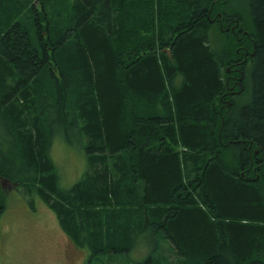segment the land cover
Masks as SVG:
<instances>
[{"label": "trees", "instance_id": "16d2710c", "mask_svg": "<svg viewBox=\"0 0 264 264\" xmlns=\"http://www.w3.org/2000/svg\"><path fill=\"white\" fill-rule=\"evenodd\" d=\"M52 1L0 0V216L6 181L87 264H264V0Z\"/></svg>", "mask_w": 264, "mask_h": 264}, {"label": "rangeland", "instance_id": "374dc122", "mask_svg": "<svg viewBox=\"0 0 264 264\" xmlns=\"http://www.w3.org/2000/svg\"><path fill=\"white\" fill-rule=\"evenodd\" d=\"M11 15L12 13L9 14ZM50 149L52 159L59 169V176L66 184L64 186H70L80 174L81 157L75 153L74 149L59 140H55ZM1 185L7 198L5 210L0 216V264L88 263V250L70 245L51 209L38 201L37 197L33 199V202L27 201L9 183L2 182ZM32 207H34L33 210L30 209ZM162 249L160 254L163 252L168 255L170 252L165 246ZM144 257L143 253L140 260H134L131 263L125 259L122 260L121 257H116L117 260L102 257L100 262L93 264H139ZM107 261L112 262L107 263ZM165 262L167 261H159L156 264Z\"/></svg>", "mask_w": 264, "mask_h": 264}, {"label": "bare ground", "instance_id": "6f19581e", "mask_svg": "<svg viewBox=\"0 0 264 264\" xmlns=\"http://www.w3.org/2000/svg\"><path fill=\"white\" fill-rule=\"evenodd\" d=\"M47 2H53L52 0H46ZM33 6H35V7H37V5H36V1H33ZM221 10H224V7L223 6H221ZM50 11V9L48 8V12ZM217 14H220L221 15V12L220 11H218L217 13H216V16H217ZM47 16H48V13H46V11L43 13V15H42V17H41V19H40V22H45L46 21V18H47ZM222 16V15H221ZM252 46H254V43L253 44H246L245 46H243L242 47V55H241V57H243V60H244V63H245V69H246V71H247V68H246V64H248V63H250V60H251V50H252ZM168 55V54H167ZM168 57L170 58V56L168 55ZM246 78L248 79V80H250V76H249V73H247L246 74ZM252 80V79H251ZM175 145H171V148L172 149H175ZM56 166V165H55ZM54 171L59 175L60 174V172H59V169H58V167L56 166V169L54 168Z\"/></svg>", "mask_w": 264, "mask_h": 264}, {"label": "flooded vegetation", "instance_id": "af4514ba", "mask_svg": "<svg viewBox=\"0 0 264 264\" xmlns=\"http://www.w3.org/2000/svg\"><path fill=\"white\" fill-rule=\"evenodd\" d=\"M221 17H222V16H221L220 14H217V19H218V23H219V25H221V24H220V22H221V20H222ZM227 26H229V24H228Z\"/></svg>", "mask_w": 264, "mask_h": 264}, {"label": "water", "instance_id": "95a60500", "mask_svg": "<svg viewBox=\"0 0 264 264\" xmlns=\"http://www.w3.org/2000/svg\"><path fill=\"white\" fill-rule=\"evenodd\" d=\"M166 53L170 56V52L168 50H166Z\"/></svg>", "mask_w": 264, "mask_h": 264}]
</instances>
